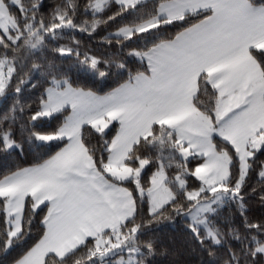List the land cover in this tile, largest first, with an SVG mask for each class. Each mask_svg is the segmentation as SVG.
Here are the masks:
<instances>
[{"label":"snow or ice","instance_id":"6c2138e0","mask_svg":"<svg viewBox=\"0 0 264 264\" xmlns=\"http://www.w3.org/2000/svg\"><path fill=\"white\" fill-rule=\"evenodd\" d=\"M146 3L0 0V151L55 149L0 177V264H264V0Z\"/></svg>","mask_w":264,"mask_h":264},{"label":"trees","instance_id":"16d2710c","mask_svg":"<svg viewBox=\"0 0 264 264\" xmlns=\"http://www.w3.org/2000/svg\"><path fill=\"white\" fill-rule=\"evenodd\" d=\"M46 3H54L55 0H45ZM152 0H147V3L145 5V12H147V9L151 6ZM133 13L131 10L126 11L125 13L120 14L119 16L115 17L112 21H109V26L115 25L120 23L122 20H127L132 18ZM138 18V17H137ZM89 19H91V13L89 15ZM99 31H103V29H100ZM100 34H103L101 32ZM75 35L78 39H80L83 42V45L87 46L91 44L93 48H99L100 45L97 44L95 39L90 40V37L87 33L81 34L79 30H77L75 33H65L64 39H61L60 43H70L71 41L68 39L69 36ZM138 42V41H137ZM114 48V46H113ZM69 59V57H65V60ZM70 71H73L74 75L81 76L86 79L87 82L96 85L99 84L100 88L102 89L106 84H109L108 80L105 81H97L94 78V74H86L84 69L78 68V67H70ZM140 71H143L142 68L138 69ZM117 75H122V73H117ZM31 93L26 91L22 95L28 96ZM200 100L204 103H207L208 97L207 95L202 94L200 96ZM2 103V102H0ZM50 118H41L38 123H36L34 126L38 129L41 128H47L51 127L52 124L49 123ZM109 130L106 131V134ZM80 140L81 143L85 146V149L89 151V155H92L94 157V160L97 164L101 163V152L105 149V145L100 140L99 136L96 135L87 125H84L80 128L79 131ZM51 151H55V149H52ZM50 146L45 144H36V141L33 139L29 141V139L25 136L22 138L21 141V149L13 148L11 151H0V177L7 174L9 171H14L17 166L23 167L25 164H31V163H37L41 160L47 158L48 155L51 154ZM107 153L105 152V159H106ZM147 167V166H146ZM5 205L0 202V209H4ZM251 211L256 214L259 213V206L255 209H251ZM5 217H0V234H2L6 228L5 223L3 222ZM25 225H28L29 227L35 229V224H29L28 220V213L25 211L23 220L21 221ZM174 231H180L179 227ZM31 235V233H29ZM28 239V236L26 235L23 240L16 241L15 243L17 246L23 245L24 241ZM49 264H54V262L49 261Z\"/></svg>","mask_w":264,"mask_h":264},{"label":"rangeland","instance_id":"374dc122","mask_svg":"<svg viewBox=\"0 0 264 264\" xmlns=\"http://www.w3.org/2000/svg\"><path fill=\"white\" fill-rule=\"evenodd\" d=\"M85 125H87V124H85ZM79 131H80V128L76 129L73 132V136L70 137L69 139H75L78 136L80 138ZM105 131H107V130H105ZM67 162H69V161H65V159L60 161V162H58V167L63 166ZM62 179H68V180H71V181H80V180H83L84 177L81 176V174H80L79 165L73 164L72 167L67 171L66 177H62ZM47 198L49 199V197H47ZM7 218L9 220V222L14 221L15 218H16V212H8L7 213Z\"/></svg>","mask_w":264,"mask_h":264},{"label":"crops","instance_id":"0c3cea01","mask_svg":"<svg viewBox=\"0 0 264 264\" xmlns=\"http://www.w3.org/2000/svg\"><path fill=\"white\" fill-rule=\"evenodd\" d=\"M67 139H69V138H67ZM75 139H73V140H75ZM77 155H78V153H76V152L69 153L67 156H65L64 159H65V161H71ZM28 187L30 189H32V192L28 193L29 196H31L33 194H42V187L39 184H31V185H28ZM13 191H15V189L11 186H6V187L0 186V193H7V192H13ZM13 199L16 200L17 198L14 196ZM45 199H48V198L45 197Z\"/></svg>","mask_w":264,"mask_h":264}]
</instances>
